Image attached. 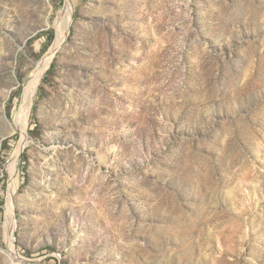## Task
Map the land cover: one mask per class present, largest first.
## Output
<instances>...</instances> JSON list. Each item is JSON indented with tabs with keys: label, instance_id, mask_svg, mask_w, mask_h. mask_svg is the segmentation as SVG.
I'll return each instance as SVG.
<instances>
[{
	"label": "rangeland",
	"instance_id": "rangeland-1",
	"mask_svg": "<svg viewBox=\"0 0 264 264\" xmlns=\"http://www.w3.org/2000/svg\"><path fill=\"white\" fill-rule=\"evenodd\" d=\"M66 2L0 0V264H264V0Z\"/></svg>",
	"mask_w": 264,
	"mask_h": 264
},
{
	"label": "bare ground",
	"instance_id": "bare-ground-1",
	"mask_svg": "<svg viewBox=\"0 0 264 264\" xmlns=\"http://www.w3.org/2000/svg\"><path fill=\"white\" fill-rule=\"evenodd\" d=\"M72 12H73L72 0H67L64 10L62 12V14H64L65 24L66 22L67 23L70 22L71 17H72ZM65 28H66L65 25L57 26V36H56L53 46L50 48V51L46 55L44 62L39 63L38 68L35 70L32 77L28 80L25 86L21 106L18 109L14 120L12 122L7 121L12 132L18 131L22 135V140L19 143V147L15 151L12 157L10 168H9L10 171L14 172L17 169V163L22 154V149L27 145L28 126H29L30 115H31V104L34 101V97H35L37 88L40 84L42 77L44 76L46 70L48 69L53 57L59 51V49L61 48L64 42ZM12 179H14L13 176H12ZM13 193L14 192L12 190L9 196L8 209L10 211V215H12V211H13ZM10 219H11V216H10ZM10 245H11L10 254L17 255L16 249L13 246V242Z\"/></svg>",
	"mask_w": 264,
	"mask_h": 264
},
{
	"label": "trees",
	"instance_id": "trees-1",
	"mask_svg": "<svg viewBox=\"0 0 264 264\" xmlns=\"http://www.w3.org/2000/svg\"><path fill=\"white\" fill-rule=\"evenodd\" d=\"M53 37H54V36H53V33H51V34H50V41L53 40Z\"/></svg>",
	"mask_w": 264,
	"mask_h": 264
}]
</instances>
